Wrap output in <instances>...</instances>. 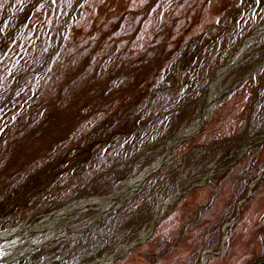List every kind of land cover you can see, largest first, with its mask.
Segmentation results:
<instances>
[{"label":"rangeland","instance_id":"374dc122","mask_svg":"<svg viewBox=\"0 0 264 264\" xmlns=\"http://www.w3.org/2000/svg\"><path fill=\"white\" fill-rule=\"evenodd\" d=\"M263 25L264 0H0L1 232L107 197L167 157L108 211L60 212L58 236L16 264H264V29L211 97ZM205 32L191 84L157 96L150 81L185 64L174 47ZM114 130L84 170L44 185L63 148ZM178 132L192 136L169 151Z\"/></svg>","mask_w":264,"mask_h":264},{"label":"bare ground","instance_id":"6f19581e","mask_svg":"<svg viewBox=\"0 0 264 264\" xmlns=\"http://www.w3.org/2000/svg\"><path fill=\"white\" fill-rule=\"evenodd\" d=\"M264 27V25H263ZM255 34H252L250 37L244 40L243 46L240 47L235 53L234 56L230 59V64H234L237 59L241 57L245 49L250 45L251 42H253L256 37H254ZM230 64L228 65L227 68H225L223 71L219 70L217 75H215L214 79L212 80L211 83V97H214V92L215 88L217 87V84L219 83V80L223 77L225 74L226 70L229 68ZM206 110L205 112L201 115L199 119H197L196 123L189 129L190 130H195L196 127L202 122L204 119ZM185 133L178 132L175 133L174 136L168 141L167 148L169 149L172 147V145L175 143V141L182 137ZM167 161L166 156L164 155L163 157H160L153 163V166L151 168L157 167L159 164L164 163ZM150 168V169H151ZM149 169V170H150ZM147 172V171H146ZM145 173V172H144ZM138 178V177H137ZM137 178H132L126 182L125 185L121 187L120 190H116L113 194L107 196V197H100V198H88L85 200H82L80 202H74L68 206H66L64 209L57 211L55 216L53 218H47L43 221H40L39 223L33 225V226H18L17 228L10 229L9 231H4L0 232V243L4 244L8 248V253H9V259L12 258L14 259L16 257L15 255V250L19 249L21 246H27L28 251L35 246H38L40 243L45 241L44 237L46 238H52L54 236H57L58 232H53L51 233V230L54 229L55 223L58 219V216L60 212H64V210H70V208L73 209H79L84 207L86 203H91V202H98L99 203V210L100 211H108L113 205L120 200L122 197H125L126 195H129V193L132 192L135 186V182ZM30 234V238L25 239L26 234ZM45 233V234H44ZM146 237V233H142L141 238L144 239ZM112 260V256H106L102 258H98L97 260H94L92 262H88L86 264H110ZM31 264H48L45 259L43 261H40L39 263H36L35 261H32Z\"/></svg>","mask_w":264,"mask_h":264},{"label":"water","instance_id":"95a60500","mask_svg":"<svg viewBox=\"0 0 264 264\" xmlns=\"http://www.w3.org/2000/svg\"><path fill=\"white\" fill-rule=\"evenodd\" d=\"M260 31H262V27H260L259 29H257V33H259Z\"/></svg>","mask_w":264,"mask_h":264}]
</instances>
